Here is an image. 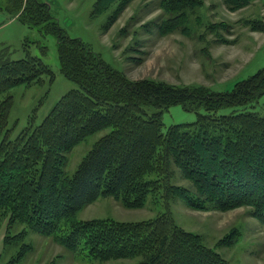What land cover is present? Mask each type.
Returning <instances> with one entry per match:
<instances>
[{
	"label": "trees",
	"instance_id": "trees-1",
	"mask_svg": "<svg viewBox=\"0 0 264 264\" xmlns=\"http://www.w3.org/2000/svg\"><path fill=\"white\" fill-rule=\"evenodd\" d=\"M131 1L96 0L93 14L115 3L109 15L112 23ZM252 1L222 0L231 11ZM196 4L197 0H162L160 6L169 16L160 24V33L176 30L186 18L183 9ZM2 8L13 15L22 8L18 18L23 22H46L45 31L57 38L61 73L78 85L65 92L42 121H30L11 136L6 119L9 89L42 83L45 77L51 81L53 72L38 57L10 59L7 49L0 50V217L7 219L4 250L18 236L10 234L12 225L23 224L72 252L85 249L100 261L139 256L129 264H230L199 234L180 227L172 218L170 204L173 197H179L187 207L198 210L247 206L264 224V114L245 106L264 94V67L236 81L226 92L149 78L133 80L83 40L65 34L45 3L7 0L1 2ZM250 27L264 30L263 23ZM173 104L205 112L197 113L192 123L172 124L163 131L162 111ZM223 106L241 108L217 114ZM149 107L152 111L147 112ZM105 128L109 130L68 174L67 153L87 135ZM173 164L191 181L193 190L171 182ZM150 195L159 198L164 209L151 218L77 219L83 207L101 196L137 208ZM227 238L220 241L227 242ZM29 247L23 243L4 264H19Z\"/></svg>",
	"mask_w": 264,
	"mask_h": 264
},
{
	"label": "rangeland",
	"instance_id": "rangeland-1",
	"mask_svg": "<svg viewBox=\"0 0 264 264\" xmlns=\"http://www.w3.org/2000/svg\"><path fill=\"white\" fill-rule=\"evenodd\" d=\"M3 1L7 2L0 0V6ZM39 1L47 5L53 20L65 34L83 40L105 62L133 80L149 78L177 86L194 84L226 92L236 81L264 67V30L250 27L252 23L264 24V0H253L234 11L227 9L222 0H197L198 4L183 9L186 18L178 28L164 34L160 33L159 26L169 15L160 6L162 0H132L112 23H109V15L115 3L95 15L96 0ZM22 12L20 8L13 15L0 9V50L7 49L10 59L40 58L53 72V78L50 81L45 77L42 83L20 84L9 89L6 119L11 136L17 135L30 121L35 124L42 121L65 92L78 88L77 83L60 71L55 34L45 31V21H21L18 17ZM245 106L263 115L264 94ZM239 108L241 106H223L216 113L227 114ZM150 111L152 108H147V112ZM204 112L202 108L187 110L181 104H173L162 111V130L172 124L192 123L197 113ZM108 130L87 135L67 153L65 171L68 174L74 171L93 142ZM172 170L173 184L194 189L174 164ZM163 210L160 199L153 195L144 206L137 208L126 207L113 197L101 196L83 207L77 219L135 221L151 218ZM170 212L180 227L199 234L206 245L215 247L230 264H264V224L247 206L224 211L198 210L187 207L181 198L173 197ZM6 221L5 216L0 217V264L23 243H28L30 249L21 255L19 264H44L52 260L61 264H129L140 258L100 261L85 249L72 252L50 236L29 231L23 224L12 225L10 234L18 236L11 238L12 245L4 250ZM226 236L227 242L222 243L220 240Z\"/></svg>",
	"mask_w": 264,
	"mask_h": 264
}]
</instances>
